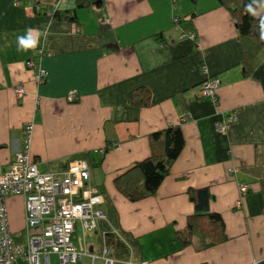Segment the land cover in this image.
Returning <instances> with one entry per match:
<instances>
[{
	"label": "crops",
	"instance_id": "0c3cea01",
	"mask_svg": "<svg viewBox=\"0 0 264 264\" xmlns=\"http://www.w3.org/2000/svg\"><path fill=\"white\" fill-rule=\"evenodd\" d=\"M55 3L0 0V173L33 123L31 160L53 172L82 155L103 196L106 220L87 233L94 264H106V249L113 264H264V54L246 75L237 22L218 0H61L58 10L76 17L68 22L53 19ZM29 28L37 46L18 50ZM207 78L219 83L215 101L203 95ZM141 88L147 108L130 102ZM169 127L181 128L184 150L154 196L130 202L116 177ZM202 188L229 238L203 251L176 237L194 214L188 192ZM18 199L24 206L20 196L8 205Z\"/></svg>",
	"mask_w": 264,
	"mask_h": 264
},
{
	"label": "built area",
	"instance_id": "2783aa9c",
	"mask_svg": "<svg viewBox=\"0 0 264 264\" xmlns=\"http://www.w3.org/2000/svg\"><path fill=\"white\" fill-rule=\"evenodd\" d=\"M60 1L56 0L55 11ZM174 23L179 25L178 18ZM189 37L196 36L191 33ZM203 71L208 76L206 67ZM46 76V71L40 69L36 80L40 82ZM218 86L216 79L207 78L202 85L204 97L215 101ZM23 95L20 89L18 98ZM70 98H76L74 92ZM235 120L234 113L228 117V123ZM226 129L227 125L218 126L221 132ZM33 132L34 124H27L22 149L0 173V264H52V256L58 257L59 264H79L85 257L94 264L98 256L88 252L87 233L95 231L106 215L101 207L103 196L91 183L90 166L78 160L61 171L41 170L30 156ZM241 191L245 194L247 188L241 186ZM19 196L24 198L25 209L24 239L20 243L11 231L8 209V200ZM104 255L105 263L113 264L107 249Z\"/></svg>",
	"mask_w": 264,
	"mask_h": 264
},
{
	"label": "trees",
	"instance_id": "16d2710c",
	"mask_svg": "<svg viewBox=\"0 0 264 264\" xmlns=\"http://www.w3.org/2000/svg\"><path fill=\"white\" fill-rule=\"evenodd\" d=\"M218 3L230 12L237 22L243 51L242 65L246 70V75L251 76L254 73L257 60L264 54V39H261V33L264 32V0H218ZM79 6L86 7L87 4L79 2ZM58 9L50 11L53 13L54 20L68 22L76 18L73 13L69 15V12ZM178 20L182 25L184 19L178 18ZM130 102L136 107H149L151 102L149 91L143 88L136 90L132 94ZM151 143L152 154L150 157L136 162L119 174L114 181L118 192L133 203L147 200L158 192L185 146L180 127H169L153 133ZM78 160H83L82 155L75 156L71 162ZM188 195L195 210L189 218L187 227L176 233L177 240L182 247L191 246L195 238L198 239L202 251L228 241L222 215L209 209L211 198L209 189H193L188 192ZM23 237L24 232H21V235H16L15 239L20 243L24 239ZM106 239L108 244L112 243L111 235H108Z\"/></svg>",
	"mask_w": 264,
	"mask_h": 264
},
{
	"label": "rangeland",
	"instance_id": "374dc122",
	"mask_svg": "<svg viewBox=\"0 0 264 264\" xmlns=\"http://www.w3.org/2000/svg\"><path fill=\"white\" fill-rule=\"evenodd\" d=\"M108 166V165H107ZM99 170V169H97ZM9 216L11 221V230L12 232L19 236L21 235V231L23 230V219L25 222V213L23 201L21 199L18 200H10L9 205ZM52 264H59V260L57 256H52ZM81 264V263H79Z\"/></svg>",
	"mask_w": 264,
	"mask_h": 264
},
{
	"label": "clouds",
	"instance_id": "9594fccd",
	"mask_svg": "<svg viewBox=\"0 0 264 264\" xmlns=\"http://www.w3.org/2000/svg\"><path fill=\"white\" fill-rule=\"evenodd\" d=\"M28 35L26 37H18V44L20 48L24 50L35 49L37 46V36L34 29L29 28L27 30ZM261 39H264V32L261 33Z\"/></svg>",
	"mask_w": 264,
	"mask_h": 264
}]
</instances>
